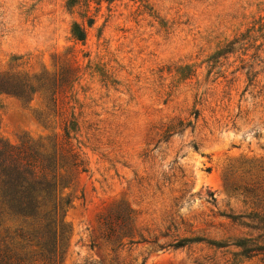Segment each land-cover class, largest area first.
I'll list each match as a JSON object with an SVG mask.
<instances>
[{"label":"rangeland","instance_id":"374dc122","mask_svg":"<svg viewBox=\"0 0 264 264\" xmlns=\"http://www.w3.org/2000/svg\"><path fill=\"white\" fill-rule=\"evenodd\" d=\"M99 1L0 0V76L59 85L57 108L1 95L0 139L63 143L73 113L81 127L72 143L86 172L65 190L64 264H264L233 245L264 241V0ZM120 203L147 242L105 239ZM27 228L0 232L32 253L16 236ZM177 238L203 241L159 248Z\"/></svg>","mask_w":264,"mask_h":264},{"label":"trees","instance_id":"16d2710c","mask_svg":"<svg viewBox=\"0 0 264 264\" xmlns=\"http://www.w3.org/2000/svg\"><path fill=\"white\" fill-rule=\"evenodd\" d=\"M95 1L67 0V5L72 9L81 4L90 6L89 4ZM102 1L114 0L99 2ZM94 24L95 19L89 17L88 27ZM72 35L76 41L85 42L87 29L84 25L76 23L72 27ZM238 43L239 40H236L231 46ZM233 50L227 53H232ZM52 80L47 76L28 77L8 73L0 76V96L8 95L22 102H32L36 95H40L50 102V106L57 108L56 95L59 85L56 80ZM69 81L65 83L69 84ZM47 104L50 108L49 103ZM80 131L79 121L73 113L72 117L63 123V143H32L18 148L0 139V228L6 222L26 224V231L19 229L16 236L25 240L24 247H36L34 252L26 253L13 244L9 235L3 236L0 232V264H64L69 248L65 216L71 204L65 190L73 183L75 173L79 170L86 172L85 161L72 143L77 140L73 134L78 135ZM195 148L197 149L196 146ZM134 213L125 203H120L103 222L105 239L119 244L118 249L125 246V240L129 241L128 245L136 244V237L141 238L142 242H147L140 233ZM202 241L199 238H177L159 248L177 250ZM208 244L218 249L228 246L213 242ZM233 245L240 249L239 256L246 260L264 257V241L250 238L238 240ZM110 264L121 263L119 258H115Z\"/></svg>","mask_w":264,"mask_h":264}]
</instances>
